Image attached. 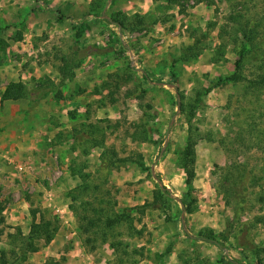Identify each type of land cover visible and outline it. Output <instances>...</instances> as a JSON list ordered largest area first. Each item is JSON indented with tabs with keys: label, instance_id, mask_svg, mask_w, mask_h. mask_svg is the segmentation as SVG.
Returning <instances> with one entry per match:
<instances>
[{
	"label": "rangeland",
	"instance_id": "1",
	"mask_svg": "<svg viewBox=\"0 0 264 264\" xmlns=\"http://www.w3.org/2000/svg\"><path fill=\"white\" fill-rule=\"evenodd\" d=\"M242 48L243 78L224 80ZM14 82L31 98L1 102ZM237 162L233 210L218 183ZM94 197L133 219L119 252L82 246L71 206ZM42 217L57 231L22 258ZM0 264H264V0H0Z\"/></svg>",
	"mask_w": 264,
	"mask_h": 264
},
{
	"label": "trees",
	"instance_id": "2",
	"mask_svg": "<svg viewBox=\"0 0 264 264\" xmlns=\"http://www.w3.org/2000/svg\"><path fill=\"white\" fill-rule=\"evenodd\" d=\"M166 3H169L171 5H181L184 2L190 1V0H163ZM196 2H211V0H194ZM243 18L242 15H232L229 18V22L233 25H236L235 23L240 24L242 22ZM114 23L117 22V25H122V23L114 20ZM243 26V25H242ZM246 33H249V30H246ZM244 33V36L248 39V36ZM193 48H189V53L185 55V58L196 56L198 53L192 51ZM247 55L245 48H242L239 50L238 53V59L235 62V73L229 77H226L224 80L230 81V82H237L241 80L243 77L239 74L240 70V62L243 58ZM223 80H220L218 84H220ZM208 91V90H207ZM30 91L25 86V84L21 82H14L10 83L4 90V92L1 94V102L2 101H14L19 99H30ZM198 95V98L195 99L194 105L191 107V114L198 108L200 103V96ZM38 95H35L33 99H38ZM191 117L188 118V124L190 125ZM138 128L143 130V133L139 131H134L132 134V139L136 141H149L151 140V137L146 135V130L143 127L144 125H137ZM144 134V135H143ZM142 136V137H141ZM195 160V151H194V144L190 141V139L187 140L186 146L182 153L180 154V159L178 162V166L184 171L186 176V185L189 184L191 179L193 178V169L192 166L194 165ZM75 171L74 169H71L72 174H76L72 172ZM246 170V166L243 165L240 162L230 164L228 166H225L222 169V173L219 180V187L221 189L223 200L227 205H230V202L233 198H237V194L241 191H243L244 186V172ZM76 172V171H75ZM82 180V178H81ZM86 182L84 179L82 180V183ZM243 187V188H242ZM98 187H95L94 189H97ZM81 190L86 193V190H88V187L85 185L81 188ZM82 193V192H81ZM164 195L166 198H169L168 191L164 189V192L161 189H157V191L154 193L153 201L152 203H146L141 208H151L154 205L158 203H163L165 201ZM239 197V196H238ZM243 200V197H242ZM242 201L240 202V204ZM104 200H99L97 197H94L92 201H83L80 203V205L77 206H71V209L73 213L76 216L77 222H78V228L79 232L82 238V246L89 252H93L96 250L98 246L109 244V247L112 248V250L116 252H119L121 249V243L118 242H110V238H116L121 233L120 231H117L119 228H121L123 225H127L130 227L133 223L132 217L126 212V211H117L115 210L116 203L113 202L112 207L110 202H106L104 205ZM185 209L186 212L190 213L192 209H189L187 207V204L184 200H182L181 203ZM231 205L236 206L234 203L231 202ZM58 225L56 224V221L40 218L38 222L32 223L30 226V230L28 234L24 237L23 241H21L19 251L22 253V258H26L27 254L35 253L39 249V245L37 243L39 241H44L45 243L51 242L53 239L56 231H57ZM209 235H206L204 232H200L198 236L195 238V240H199L211 245H216L217 247L220 245L218 244V241L210 235L211 233H207ZM122 253L124 255H130L127 251L122 249ZM4 252L1 253V257L3 256L4 259Z\"/></svg>",
	"mask_w": 264,
	"mask_h": 264
},
{
	"label": "crops",
	"instance_id": "3",
	"mask_svg": "<svg viewBox=\"0 0 264 264\" xmlns=\"http://www.w3.org/2000/svg\"><path fill=\"white\" fill-rule=\"evenodd\" d=\"M14 133H15V132H13V134H12V135H14ZM17 134H18V133H16V136H17V137H19Z\"/></svg>",
	"mask_w": 264,
	"mask_h": 264
}]
</instances>
